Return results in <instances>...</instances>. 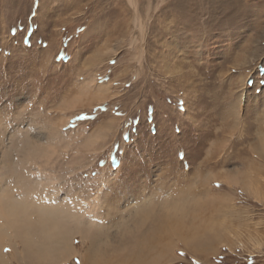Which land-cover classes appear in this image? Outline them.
<instances>
[{
  "label": "rangeland",
  "instance_id": "obj_1",
  "mask_svg": "<svg viewBox=\"0 0 264 264\" xmlns=\"http://www.w3.org/2000/svg\"><path fill=\"white\" fill-rule=\"evenodd\" d=\"M182 4L0 0V264H264V0Z\"/></svg>",
  "mask_w": 264,
  "mask_h": 264
},
{
  "label": "bare ground",
  "instance_id": "obj_2",
  "mask_svg": "<svg viewBox=\"0 0 264 264\" xmlns=\"http://www.w3.org/2000/svg\"><path fill=\"white\" fill-rule=\"evenodd\" d=\"M92 82V81H91ZM109 89H110V85L108 84H104L102 86H99L98 89L94 92V94L92 93V95H94V98H96V100L100 99H106V96L102 97V94L104 93H108L109 92ZM90 92L91 91H87L86 93H89L90 95ZM91 95V96H92ZM109 95V94H108ZM107 95V97H108ZM93 98V97H91ZM93 98V100H94ZM79 100V99H78ZM80 101V100H79ZM103 101V100H102ZM100 102V101H99ZM89 103V102H87ZM77 104H80V103H77ZM261 149L263 150L264 152V143L261 144ZM53 152V151H52ZM48 155V154H47ZM258 166H253L250 170H249V174L248 176L246 177H243V178H240V183L243 182L242 186L246 189L245 191L247 193H249L250 195L253 196V198H255L256 200H263V195H264V177L262 178L259 173H258ZM261 168V166H260ZM248 171V170H247ZM230 179V178H229ZM227 179V180H229ZM243 179V181H242ZM223 180V179H222ZM226 180V181H227ZM228 182V181H227ZM230 182H231V179H230ZM229 182V185L231 184ZM239 183V181H238ZM228 184V183H227ZM24 196H20L19 198H13L11 200L8 201V207L6 209V215L8 217H12L13 221L16 222V226L19 222H21L23 219H29L30 215L32 214L28 212V209L30 208L28 204H34L35 202L32 201H24ZM6 197H3L2 199V203L5 204L6 202ZM7 205V204H5ZM46 206V205H45ZM54 208V207H53ZM37 215H39V218H40V223L44 220V216L46 214H55L57 216L60 215H63V212H64V209L63 207H59L56 209H51L49 207V209H47L46 207L45 208H37ZM15 214L18 216V218L16 219V216ZM3 215V214H2ZM66 215V214H65ZM74 215H75V212H74ZM4 216V215H3ZM5 217V216H4ZM70 218V216H69ZM38 219V218H37ZM71 219V218H70ZM74 219V218H73ZM221 220V219H220ZM37 221V220H36ZM218 222V221H217ZM216 223H212V225H209V232H211V236L213 237L212 240L215 239V242L217 245H226V244H229V245H233V244H236V243H239L241 242V238H242V231L237 229L235 226H231V225H227V223L225 224L224 221H220L219 224ZM205 224V223H204ZM215 226V227H214ZM72 227V226H71ZM58 229V228H57ZM60 229V228H59ZM256 229V228H255ZM1 230V229H0ZM258 231V230H257ZM56 232V231H55ZM206 232V231H204ZM0 234H4L3 237H0V248L2 250H4L5 247L8 248L9 252H7L5 254V256H9L10 254H14L15 253V250H16V245L13 246V242L10 240V238L4 240L5 238V235L7 236H10L11 237V232H3V231H0ZM15 234H17L20 239L23 240V242L26 244V243H30L28 242L29 239L27 236H30V230L29 228H25V229H20V225L17 226V230L15 231ZM50 235V234H49ZM49 235H45L44 234H41L42 239L46 240V239H49ZM61 236V235H59ZM187 236H190V233L189 235ZM210 236V238H211ZM13 237V236H12ZM97 237V236H96ZM206 236H203V238H205ZM91 242H92V248L95 247V241H96V238L95 237H91ZM194 239V238H193ZM27 240V241H26ZM66 239H61L59 241H65ZM6 241V242H5ZM70 241V239H69ZM56 243V242H55ZM206 244V243H205ZM255 246H260L259 242L255 243L254 244ZM23 250L26 251V249L23 247ZM12 251V252H11ZM4 253V252H3ZM10 253V254H9ZM1 255V254H0ZM12 256V255H11ZM47 257V256H46ZM45 257V258H46ZM52 257V256H51ZM4 258V257H3ZM8 258V257H6ZM51 260V259H50ZM53 261V260H52ZM86 263V261L84 262V264Z\"/></svg>",
  "mask_w": 264,
  "mask_h": 264
},
{
  "label": "snow or ice",
  "instance_id": "obj_3",
  "mask_svg": "<svg viewBox=\"0 0 264 264\" xmlns=\"http://www.w3.org/2000/svg\"><path fill=\"white\" fill-rule=\"evenodd\" d=\"M243 4V0H233V4H232V9L233 11H236L238 8H240ZM183 6L182 4V0H177V5L176 7L179 9ZM237 19H239V17H237ZM15 111V110H13ZM28 113L24 112L20 114V119H25L27 117ZM0 122H3V117L2 115H0ZM181 255H184V253H181Z\"/></svg>",
  "mask_w": 264,
  "mask_h": 264
}]
</instances>
